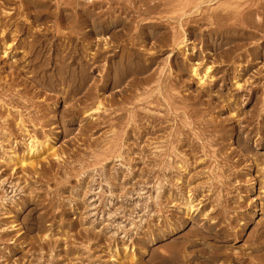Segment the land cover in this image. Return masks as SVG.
Here are the masks:
<instances>
[{
  "label": "rangeland",
  "instance_id": "374dc122",
  "mask_svg": "<svg viewBox=\"0 0 264 264\" xmlns=\"http://www.w3.org/2000/svg\"><path fill=\"white\" fill-rule=\"evenodd\" d=\"M0 264H264V0H0Z\"/></svg>",
  "mask_w": 264,
  "mask_h": 264
},
{
  "label": "bare ground",
  "instance_id": "6f19581e",
  "mask_svg": "<svg viewBox=\"0 0 264 264\" xmlns=\"http://www.w3.org/2000/svg\"><path fill=\"white\" fill-rule=\"evenodd\" d=\"M193 207V206H192ZM190 209H191V207H190ZM169 250V249H168ZM176 251V250H175ZM180 256V255H179ZM211 257V256H210Z\"/></svg>",
  "mask_w": 264,
  "mask_h": 264
}]
</instances>
